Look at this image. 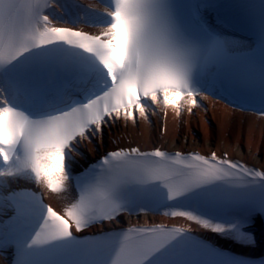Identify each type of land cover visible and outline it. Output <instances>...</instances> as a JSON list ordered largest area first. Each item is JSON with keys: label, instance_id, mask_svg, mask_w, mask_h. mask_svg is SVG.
Returning <instances> with one entry per match:
<instances>
[{"label": "snow or ice", "instance_id": "1", "mask_svg": "<svg viewBox=\"0 0 264 264\" xmlns=\"http://www.w3.org/2000/svg\"><path fill=\"white\" fill-rule=\"evenodd\" d=\"M216 7L217 0H186L178 14L175 0H111L108 23L92 34L54 26L44 0H0V177L24 178L53 193L68 192L73 182L77 189L63 214L35 192L8 193L11 214L0 213V251L12 250L11 264H264L218 248L191 226L86 231L116 223L160 194L164 206L191 207L173 216L255 246L246 228L264 215V171L226 153L117 148L73 175L81 143L103 142L110 125L147 119L161 102L179 114L184 99L191 112L208 76L213 83L226 77L258 84L264 92V64L235 65L239 42L208 24ZM224 207L238 210L229 218L216 214Z\"/></svg>", "mask_w": 264, "mask_h": 264}, {"label": "bare ground", "instance_id": "2", "mask_svg": "<svg viewBox=\"0 0 264 264\" xmlns=\"http://www.w3.org/2000/svg\"><path fill=\"white\" fill-rule=\"evenodd\" d=\"M91 1V0H87ZM60 11L63 9L58 7ZM84 16L91 15L89 10H80ZM63 13V12H62ZM98 17V15H96ZM103 26V25H101ZM234 40V39H233ZM246 42V41H245ZM243 43V42H242ZM201 99L197 96V105L192 107L189 112L190 104L187 100L180 101V111L163 103L156 104L148 109L147 119L137 117L135 122L121 119L110 125L107 129L110 138L98 143L96 139L84 141L78 146V157L82 163H88L94 160L99 154L105 151L107 147L114 148L115 140L113 130L123 131L132 137L135 143L145 147L153 148L158 145H165L175 150L188 149L199 150L201 152L229 153L230 157L242 159L245 163L256 166L264 170V115L254 110H246L233 106L211 91L201 92ZM205 104H202V101ZM163 108L168 109V120L166 131L161 132L162 120L159 113ZM113 136V138H112ZM104 139V137H103ZM98 143V144H97ZM86 151L85 156L80 150ZM76 166V163L73 164ZM0 185L3 191L19 188L26 185L28 181L24 178L2 177ZM74 191V190H73ZM69 189L68 192L53 193L48 191L49 200L64 209L67 204L73 201L75 192ZM64 200L62 199V197ZM72 199V200H71ZM3 213L8 214L9 210L3 209ZM260 216H255L248 224L250 232L256 237L255 246H244L236 243L234 240L209 233L201 228L194 221L188 220L183 216H173L171 212L161 211L158 213L134 212L121 215L116 223L102 226L124 227L133 224H152L158 222H167L171 224H181L187 227L191 226L193 232L200 234L215 243L231 248L234 251L249 255H264V224ZM8 255L0 251V264H8Z\"/></svg>", "mask_w": 264, "mask_h": 264}, {"label": "rangeland", "instance_id": "3", "mask_svg": "<svg viewBox=\"0 0 264 264\" xmlns=\"http://www.w3.org/2000/svg\"><path fill=\"white\" fill-rule=\"evenodd\" d=\"M250 230H252V229H249V227L246 228V231H250Z\"/></svg>", "mask_w": 264, "mask_h": 264}]
</instances>
